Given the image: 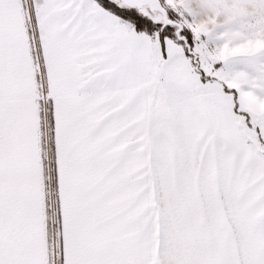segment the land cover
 Returning <instances> with one entry per match:
<instances>
[{"label": "snow or ice", "instance_id": "obj_1", "mask_svg": "<svg viewBox=\"0 0 264 264\" xmlns=\"http://www.w3.org/2000/svg\"><path fill=\"white\" fill-rule=\"evenodd\" d=\"M0 264H264V0H0Z\"/></svg>", "mask_w": 264, "mask_h": 264}]
</instances>
